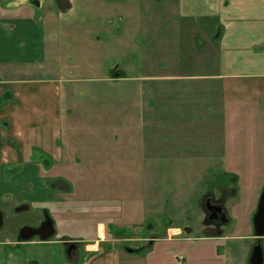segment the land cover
Listing matches in <instances>:
<instances>
[{"label":"crops","instance_id":"0c3cea01","mask_svg":"<svg viewBox=\"0 0 264 264\" xmlns=\"http://www.w3.org/2000/svg\"><path fill=\"white\" fill-rule=\"evenodd\" d=\"M73 1L65 0L66 9L61 11L53 0H0V171L9 166H15L11 171L25 167L27 161L33 170L29 144L38 142L39 135L41 142L57 139L64 112L70 108V103L66 107L67 85L85 81L64 75L66 64L61 45L56 49L57 45L42 30L45 15L39 9L41 5L53 6L54 14L59 13L60 17L67 12L69 16ZM197 2L196 6L187 2L181 6V17L192 22L181 27L182 30L187 25L189 31L187 40L180 39L182 46L176 44L179 53L172 47L171 58L170 49L164 59L160 53L159 62L155 54L148 64L150 70L134 73L121 68L115 75L110 72L102 77L107 82L104 92L115 93L112 106L117 120L133 121L123 129L118 126L116 135H107L108 145L115 140L113 137L117 145H111L106 154L101 151L100 164L94 162L108 173L115 169L120 173L143 174L139 181L133 175L134 181L128 183V188L139 192L143 189L144 199L158 197L157 190L162 191L171 181L168 174L172 172L177 174L175 178L182 188L204 186V205L219 201L225 214L220 223H203V233L198 239L210 247L202 248V260L196 264H249L257 241L253 217L260 194L244 206L243 200L239 201L242 188L218 181L237 175L242 166L250 168L263 163L264 0ZM46 3L51 6H45ZM55 19L51 15L47 29L54 25ZM200 20L211 21L213 26L206 25L208 30L200 27L202 30L193 34L199 26H205L200 22L197 27ZM178 54L183 55V61L176 58ZM163 64L165 69H156ZM95 78L89 77L87 81L99 80ZM90 88L85 86L86 92ZM111 110L108 107L107 114ZM248 121L261 126L253 138L255 144L248 145L250 151H255L252 153L247 152V145L239 147L231 139L246 130ZM130 130L134 133L126 139L124 131ZM232 156H251L256 158L255 165L246 160L227 159ZM161 159L165 161L164 169ZM172 160L171 167L166 165ZM162 173L168 179L164 184L151 183L155 174ZM35 238L30 241L1 238L0 264H8V246L12 249L20 245H38L40 258L46 256L43 252L55 257L61 254L56 264H62L61 239ZM262 244L264 248V237ZM12 253L22 256L13 249ZM34 260L33 264H40V259ZM29 262L17 259L19 264Z\"/></svg>","mask_w":264,"mask_h":264},{"label":"rangeland","instance_id":"374dc122","mask_svg":"<svg viewBox=\"0 0 264 264\" xmlns=\"http://www.w3.org/2000/svg\"><path fill=\"white\" fill-rule=\"evenodd\" d=\"M104 1L108 3L74 0L71 14L68 16L67 12L61 17L59 13L54 14L53 6L48 3L45 6L51 7L41 5L39 8L45 15L43 32L57 45L56 49L61 45V56L66 64L64 75L86 82L68 83L69 102L66 107L70 103V108L64 112V120L56 133L57 139L41 142L39 135L38 142L29 144L31 162L35 164L33 170L30 161H27L25 167L11 171L15 166H9L0 171V209L5 215L0 239H17L22 227L39 222L43 212H48L54 217L55 226L57 224L56 239L82 241L80 258L75 264H81V261L84 264H196L202 260V248L210 247L198 239L203 233V223L210 222L206 221L204 186L182 188L181 182L175 178L177 174L172 172L168 174L171 181L162 187V191L157 190L158 197L150 200L145 196L144 199L143 189L139 192V189L128 188V183L130 185L134 181L133 175L139 181L143 174L120 173L115 169L108 173L102 171L99 164L103 158L101 151L106 154L111 145H117L115 137L108 145L107 135H116L118 126L123 129L124 125L131 126L133 121L117 120L112 106L115 105V93L104 92L107 82L102 77L110 75V72L115 75L121 68L134 73L150 70L148 64L155 54L159 62L160 53H163L164 59L165 52L170 49L171 58L172 47L179 53L176 44L180 39L187 40L189 31L187 25L185 29L181 30V27L192 22V19L181 17V6L184 2L196 6L198 2ZM59 10L62 11L60 6ZM51 15L56 19L54 25L47 29ZM200 22L204 21L197 22V27ZM204 23L205 26H199L193 34L202 30L200 27L207 29L206 25L213 26L211 21ZM176 58L184 60L182 54ZM156 69H165V65ZM89 77L99 80L89 82ZM89 85L91 88L86 92L85 86ZM108 107L112 110L107 114ZM245 127L246 130L232 135L231 139L239 147L247 145V152L252 153L255 151H250L248 145L255 144L253 138L261 126L248 121ZM262 129L264 134V127ZM133 133L132 130L124 131L125 138H130ZM227 159L246 160L251 166L256 160L251 156ZM94 160L99 164H95ZM162 161L164 169L165 161ZM166 165L171 167L173 160ZM244 167L247 166L240 167L242 171L236 172L239 177L235 175L218 182L242 188L239 201L243 200L246 206L257 194L261 196L264 189V156L262 164ZM57 179L62 182L61 187ZM167 180L165 174H155L151 183L160 186ZM22 205L30 207L17 210ZM176 227L183 231L182 235ZM99 230L102 231L101 236ZM30 246L12 247L15 253L22 256L11 254L12 249L8 246V264H19L17 259L29 260V264H33L37 258L40 264H56L61 258V254L58 258L46 252H43L46 256L40 254V258L38 245Z\"/></svg>","mask_w":264,"mask_h":264},{"label":"water","instance_id":"95a60500","mask_svg":"<svg viewBox=\"0 0 264 264\" xmlns=\"http://www.w3.org/2000/svg\"><path fill=\"white\" fill-rule=\"evenodd\" d=\"M30 206H20L17 210L28 209ZM24 208V209H23ZM224 213V212H223ZM225 214V213H224ZM5 222L4 212L0 209V228ZM253 224L257 241L254 244L249 257V264H264V248L262 238L264 237V189L261 193L257 210L253 217ZM44 227V229H43ZM56 233L54 221L49 218L43 226L26 225L19 231L18 239L21 241H30L35 236H39L41 240H47ZM133 250H130L132 252Z\"/></svg>","mask_w":264,"mask_h":264},{"label":"flooded vegetation","instance_id":"af4514ba","mask_svg":"<svg viewBox=\"0 0 264 264\" xmlns=\"http://www.w3.org/2000/svg\"><path fill=\"white\" fill-rule=\"evenodd\" d=\"M98 1L108 3V1L105 2L104 0H98ZM53 2L55 4H57L58 7L60 6L62 8V10L66 9V3H64L65 0H53ZM69 5L71 6V4H69ZM105 6L109 8V11H111L109 6H107V5H105ZM115 73H117V72H115ZM56 182H57L59 187H61L63 185L62 182H60L58 179L56 180ZM64 183L66 184V182H64ZM204 208L206 211V218H207V219L206 218H204V219H206V221H210V222L215 221L216 223H220V221L223 218L222 214H224V213L222 210V205L219 201L214 205H209V203H206L204 205ZM52 217L53 216L51 214H49L48 212H43L42 219H40L39 222L34 223L32 225L37 226V227L43 226V224L46 221H48L49 218H51L54 221V217L53 218ZM54 225H55V222H54ZM56 227H57V224H56L55 228ZM2 229H3V227L0 228V231ZM43 229H44V227H43ZM56 235H57V231L52 237H50L47 240H52L54 236L56 237ZM35 237L40 238L39 236H35ZM59 239H61V238H59ZM61 241H62L61 248L63 251V262L62 263L63 264H75V261L79 260V258H80V253H81L80 247L82 245L81 244L82 241L75 240L74 242H72V241L64 240V239H61Z\"/></svg>","mask_w":264,"mask_h":264},{"label":"built area","instance_id":"2783aa9c","mask_svg":"<svg viewBox=\"0 0 264 264\" xmlns=\"http://www.w3.org/2000/svg\"><path fill=\"white\" fill-rule=\"evenodd\" d=\"M99 235H100V236L102 235V231H101V230H99Z\"/></svg>","mask_w":264,"mask_h":264},{"label":"trees","instance_id":"16d2710c","mask_svg":"<svg viewBox=\"0 0 264 264\" xmlns=\"http://www.w3.org/2000/svg\"><path fill=\"white\" fill-rule=\"evenodd\" d=\"M217 35V33L215 34V36Z\"/></svg>","mask_w":264,"mask_h":264}]
</instances>
